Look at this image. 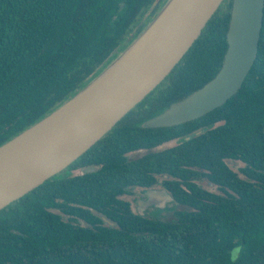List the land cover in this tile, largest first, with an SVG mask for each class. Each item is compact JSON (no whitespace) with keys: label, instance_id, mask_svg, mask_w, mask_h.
<instances>
[{"label":"trees","instance_id":"16d2710c","mask_svg":"<svg viewBox=\"0 0 264 264\" xmlns=\"http://www.w3.org/2000/svg\"><path fill=\"white\" fill-rule=\"evenodd\" d=\"M164 2L0 0V146L99 75ZM232 7L233 0H224L169 76L68 167L92 161L101 168L57 175L0 210V264H264V24L256 61L230 100L189 122L143 126L218 74ZM175 139L176 146L151 151ZM140 149L150 152L129 160ZM227 159L246 163L245 179ZM195 168L209 171L202 174L226 195L188 185L208 200L187 192L176 195L185 207L171 221L133 215L122 221L123 228L147 233L79 222L95 220L81 204L99 209L116 202L125 185H151L163 174L190 179L200 174Z\"/></svg>","mask_w":264,"mask_h":264},{"label":"water","instance_id":"95a60500","mask_svg":"<svg viewBox=\"0 0 264 264\" xmlns=\"http://www.w3.org/2000/svg\"><path fill=\"white\" fill-rule=\"evenodd\" d=\"M223 2L167 0L142 33L83 89L1 145L0 210L68 169L151 94L202 35ZM263 24L264 0H233L228 49L218 74L143 126L189 122L230 100L256 61Z\"/></svg>","mask_w":264,"mask_h":264},{"label":"flooded vegetation","instance_id":"af4514ba","mask_svg":"<svg viewBox=\"0 0 264 264\" xmlns=\"http://www.w3.org/2000/svg\"><path fill=\"white\" fill-rule=\"evenodd\" d=\"M219 125V123L217 124ZM181 140L175 139L152 149L151 151H161L158 150L164 145H170V148L179 144ZM139 152L149 153L150 150L140 149L127 154L129 160H134L129 157V155H136ZM143 154L142 156H144ZM141 156V157H142ZM139 158V157H138ZM228 161H233L232 159H227ZM242 163V167L238 172H236L239 177L245 179L246 175L242 172V169L246 167V163L241 160H234ZM232 169V167L228 164ZM101 168V165H96L89 161L85 166H82L78 169H67L65 172H69L68 177H73L78 174H84L83 171L86 168L98 169ZM194 170L199 171L200 174H195L190 179L175 178L169 174L157 175L156 181L151 185L144 184H129L125 185L123 192L116 195V202H112L106 206H100L99 209L94 207H89L81 204L82 208L90 209L93 213L92 219L94 223H87L86 221H79L82 225L96 229L97 227H108L114 229H127V226L123 228L124 219L130 218L131 215L139 218L156 220V221H165V215L168 213L169 216H176V213L179 210H182L183 206L180 200L177 198L178 195L187 197V192L192 193L193 197L198 200H208L204 194L192 191L188 185H195L198 188L207 191L208 193L214 194L216 196H225L226 193L223 191L222 186L210 181L206 175L202 173L209 172L207 170H201L195 168ZM233 170V169H232ZM235 172V170H233ZM98 183H103L97 181ZM197 192V193H196ZM177 195V196H176ZM64 217L73 218V215L63 212ZM79 220V219H78ZM131 233H147L148 231L142 227H132Z\"/></svg>","mask_w":264,"mask_h":264},{"label":"rangeland","instance_id":"374dc122","mask_svg":"<svg viewBox=\"0 0 264 264\" xmlns=\"http://www.w3.org/2000/svg\"><path fill=\"white\" fill-rule=\"evenodd\" d=\"M167 2V0H165V2H164V4H163V6L165 5V3ZM226 11H228V5L227 4H225L224 5V7H223V12H226ZM150 12H151V10H149L148 12H147V14L144 16V18H143V20H145V19H147L148 18V16L150 15ZM132 35V33L129 35V37ZM122 53V52H121ZM120 53V54H121ZM119 54V55H120ZM118 55V56H119ZM168 148H170V145H164V146H162L161 148H159L158 150H165V149H168ZM146 152H139V153H137L136 155H129V157L131 158V159H134V158H138V157H141L143 154H145ZM228 164L232 167V169L233 170H235V172H238V170H240V168L242 167V163H240V162H238V161H228ZM241 166V167H240ZM67 170V169H66ZM65 170V171H66ZM62 172V173H60V174H58V176H69V172ZM166 217H165V221H171V220H173L174 219V216L173 215H171V216H169L168 215V213H166V215H165Z\"/></svg>","mask_w":264,"mask_h":264}]
</instances>
